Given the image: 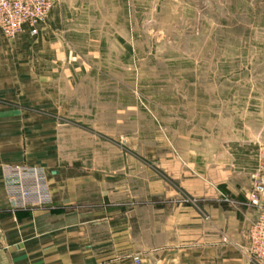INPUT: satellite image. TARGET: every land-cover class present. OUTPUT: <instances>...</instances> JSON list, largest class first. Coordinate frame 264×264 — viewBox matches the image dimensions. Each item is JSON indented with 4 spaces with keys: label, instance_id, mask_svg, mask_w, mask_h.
<instances>
[{
    "label": "rangeland",
    "instance_id": "374dc122",
    "mask_svg": "<svg viewBox=\"0 0 264 264\" xmlns=\"http://www.w3.org/2000/svg\"><path fill=\"white\" fill-rule=\"evenodd\" d=\"M57 8L63 111L53 119L85 168L116 174L118 190L142 200L174 192L157 199L166 205L176 203V159L203 142L255 143L264 158V0Z\"/></svg>",
    "mask_w": 264,
    "mask_h": 264
},
{
    "label": "crops",
    "instance_id": "0c3cea01",
    "mask_svg": "<svg viewBox=\"0 0 264 264\" xmlns=\"http://www.w3.org/2000/svg\"><path fill=\"white\" fill-rule=\"evenodd\" d=\"M60 17L53 8L36 35L29 26L14 40L0 31V264H257L248 231L258 211L246 202L263 164L258 144L203 142L181 154L176 203L166 205L157 199L174 192L135 198L118 190L116 174L68 155L53 119L63 111L52 41ZM7 166L45 169L53 204L13 209Z\"/></svg>",
    "mask_w": 264,
    "mask_h": 264
},
{
    "label": "built area",
    "instance_id": "2783aa9c",
    "mask_svg": "<svg viewBox=\"0 0 264 264\" xmlns=\"http://www.w3.org/2000/svg\"><path fill=\"white\" fill-rule=\"evenodd\" d=\"M59 0H0V31L9 40H14L25 26L31 28L32 35L38 33L39 26L47 19ZM264 161V158L263 160ZM7 199L15 210L45 207L53 204L54 198L47 172L43 168L31 166H7L4 168ZM251 191L246 205L256 208L257 219L251 224L249 256L257 264H264V164L251 174ZM221 201L236 205L235 201L223 195ZM139 262V258L134 259Z\"/></svg>",
    "mask_w": 264,
    "mask_h": 264
}]
</instances>
